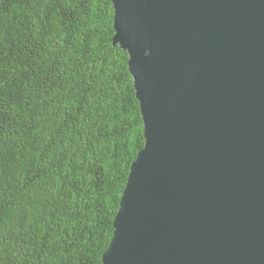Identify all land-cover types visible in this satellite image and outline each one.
<instances>
[{
    "label": "water",
    "instance_id": "1",
    "mask_svg": "<svg viewBox=\"0 0 264 264\" xmlns=\"http://www.w3.org/2000/svg\"><path fill=\"white\" fill-rule=\"evenodd\" d=\"M145 125L104 264H264V0H113Z\"/></svg>",
    "mask_w": 264,
    "mask_h": 264
},
{
    "label": "trees",
    "instance_id": "2",
    "mask_svg": "<svg viewBox=\"0 0 264 264\" xmlns=\"http://www.w3.org/2000/svg\"><path fill=\"white\" fill-rule=\"evenodd\" d=\"M114 16L113 0H0V264H104L145 145Z\"/></svg>",
    "mask_w": 264,
    "mask_h": 264
},
{
    "label": "bare ground",
    "instance_id": "3",
    "mask_svg": "<svg viewBox=\"0 0 264 264\" xmlns=\"http://www.w3.org/2000/svg\"><path fill=\"white\" fill-rule=\"evenodd\" d=\"M129 59V58H128Z\"/></svg>",
    "mask_w": 264,
    "mask_h": 264
}]
</instances>
